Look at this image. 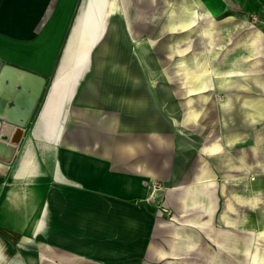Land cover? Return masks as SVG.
<instances>
[{
  "label": "crops",
  "instance_id": "obj_1",
  "mask_svg": "<svg viewBox=\"0 0 264 264\" xmlns=\"http://www.w3.org/2000/svg\"><path fill=\"white\" fill-rule=\"evenodd\" d=\"M151 4L0 0V264H264V0L171 9L185 122Z\"/></svg>",
  "mask_w": 264,
  "mask_h": 264
},
{
  "label": "rangeland",
  "instance_id": "obj_2",
  "mask_svg": "<svg viewBox=\"0 0 264 264\" xmlns=\"http://www.w3.org/2000/svg\"><path fill=\"white\" fill-rule=\"evenodd\" d=\"M182 2L183 0H173V8L175 9L174 11L178 10V13L181 11ZM151 3L152 4L150 6L146 7L148 11L152 13L151 19H153L149 22V25L147 27V30H148L147 32H150V33L158 32L159 34L161 33L163 35V37L156 38L152 41L153 51H156L158 55L162 57V67L164 68L163 71L166 77L168 78V80H170L173 84H175V85H171V87L168 86V88L172 90L173 95L176 96L175 97L176 100L177 99L179 100L178 104L180 108V116H181L180 120L185 122L186 120H185L184 112L186 108V96H185L186 91H185V88L181 86L182 84L180 83L178 84V78L184 75L183 74L184 71L179 70L178 71L179 74L177 73V68L175 67L176 65L175 63H176V60L178 59V55L175 61L173 62L174 55H173V52L171 53L170 51V43H171L172 38L169 33L168 34L166 33L167 27L165 26V23L167 24V22L169 21L167 19L171 18L170 13H171V9H173L172 2L171 0H151ZM132 9L134 10V15L132 16L136 18L138 16V10H139L138 5H133ZM181 42L178 44H175L176 48L177 47L179 48V46L180 47L185 46V44L181 45ZM137 45L138 47L142 46L138 44V42H137ZM42 97H43V93L37 98L38 102L36 103L33 109V112L28 119L29 123L32 121L33 114L36 112L35 110L37 109L38 104L41 102ZM205 149L207 152H211V153L222 151V147L219 143L218 138H215L211 143L207 144L205 146ZM259 188L260 190H264V182L260 183ZM260 201L264 202V198H261ZM228 233L230 232L228 231ZM210 236L212 237V239H218V237L220 236V233L219 235L217 234L216 237L213 236L212 234ZM214 253L217 254V252H214Z\"/></svg>",
  "mask_w": 264,
  "mask_h": 264
},
{
  "label": "bare ground",
  "instance_id": "obj_3",
  "mask_svg": "<svg viewBox=\"0 0 264 264\" xmlns=\"http://www.w3.org/2000/svg\"><path fill=\"white\" fill-rule=\"evenodd\" d=\"M194 1V0H193ZM186 24L184 23V26ZM181 52L185 53L184 50H182ZM181 55H185V54H181ZM182 66H184L185 69H183V71L185 72V76L187 74V69H186V64L182 61ZM20 75V73H18ZM40 78H37L36 76L29 74V73H25L24 75V80L22 81V86L23 88L21 90H18L17 87L15 88H11L7 85H4V83H2V81L0 80V95H5L4 93H8V94H15L13 95L14 99H19L22 101H26L27 103H32L33 102V92H28L27 88L25 87L24 84H27L31 81H40ZM33 86V85H32ZM37 94V92H36ZM7 115L11 117V119L15 120V121H19L20 119H26L27 115H28V111L29 107H25V108H21L19 105H12L10 107H8L7 109ZM13 112H18L17 114H13ZM18 133L20 134L19 130H16L15 133L13 134V138L15 139V134ZM17 139V138H16ZM251 179H254V175L250 177Z\"/></svg>",
  "mask_w": 264,
  "mask_h": 264
},
{
  "label": "water",
  "instance_id": "obj_4",
  "mask_svg": "<svg viewBox=\"0 0 264 264\" xmlns=\"http://www.w3.org/2000/svg\"><path fill=\"white\" fill-rule=\"evenodd\" d=\"M24 85H25L26 88H30V85H29V84H24ZM8 101H9V99H7L6 97L0 98V114H1V115H4L5 112L7 111L6 108L9 107V106H8ZM12 105H13V106H14V105H19V106H22V107H29V106L32 105V103L29 104V103H27V102H25V101H22V100H19V99H14ZM12 105H10V106H12ZM5 116H6L7 118H11V117L8 116V115H5ZM24 120H25V119H24ZM19 121H20V124H21V123L23 122V119H20Z\"/></svg>",
  "mask_w": 264,
  "mask_h": 264
},
{
  "label": "built area",
  "instance_id": "obj_5",
  "mask_svg": "<svg viewBox=\"0 0 264 264\" xmlns=\"http://www.w3.org/2000/svg\"><path fill=\"white\" fill-rule=\"evenodd\" d=\"M164 211H165V212H168V211L166 210V208L164 209Z\"/></svg>",
  "mask_w": 264,
  "mask_h": 264
}]
</instances>
